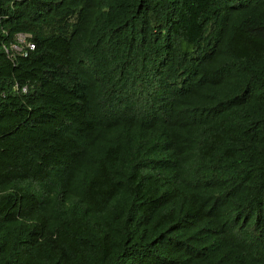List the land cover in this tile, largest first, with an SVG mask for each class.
I'll use <instances>...</instances> for the list:
<instances>
[{"label":"trees","instance_id":"trees-1","mask_svg":"<svg viewBox=\"0 0 264 264\" xmlns=\"http://www.w3.org/2000/svg\"><path fill=\"white\" fill-rule=\"evenodd\" d=\"M0 264H264V0H0Z\"/></svg>","mask_w":264,"mask_h":264},{"label":"built area","instance_id":"built-area-1","mask_svg":"<svg viewBox=\"0 0 264 264\" xmlns=\"http://www.w3.org/2000/svg\"><path fill=\"white\" fill-rule=\"evenodd\" d=\"M17 42H18L19 45H18V47L17 46L13 47V50H15L18 53H22V54L25 55V52L23 51V47L24 46L26 48H28L29 50H32L33 49V45H31L30 43H28L26 41V37L25 36H22V35L18 36Z\"/></svg>","mask_w":264,"mask_h":264}]
</instances>
